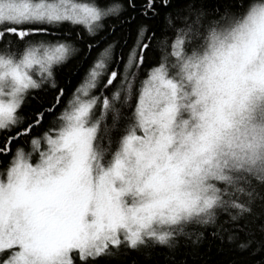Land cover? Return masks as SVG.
<instances>
[{
  "label": "snow or ice",
  "instance_id": "6c2138e0",
  "mask_svg": "<svg viewBox=\"0 0 264 264\" xmlns=\"http://www.w3.org/2000/svg\"><path fill=\"white\" fill-rule=\"evenodd\" d=\"M205 238L264 264V0H0V264Z\"/></svg>",
  "mask_w": 264,
  "mask_h": 264
},
{
  "label": "trees",
  "instance_id": "16d2710c",
  "mask_svg": "<svg viewBox=\"0 0 264 264\" xmlns=\"http://www.w3.org/2000/svg\"><path fill=\"white\" fill-rule=\"evenodd\" d=\"M87 2H90V0H87ZM59 79L61 84L66 89L65 96L67 98L70 93L74 91V86L77 84V80L74 78L71 84H69L67 80H64L62 78ZM37 97V100H32L29 102L26 108L27 111H31L39 107L40 102H46V100L50 98V94L48 95V97H46L44 94L38 93ZM227 248L228 245L226 243L222 244L219 240H211L205 238L197 249V255L200 261H207L208 264H221V262H223V264H227L228 261L234 259L233 254L228 252ZM191 251V247L181 246L177 253V259L183 258L186 253H189ZM187 258L191 260V256H188ZM149 264H168L166 250H154L152 253V260L149 262Z\"/></svg>",
  "mask_w": 264,
  "mask_h": 264
}]
</instances>
